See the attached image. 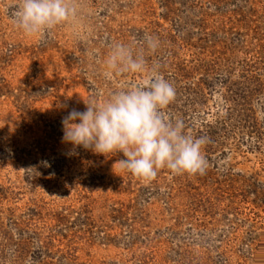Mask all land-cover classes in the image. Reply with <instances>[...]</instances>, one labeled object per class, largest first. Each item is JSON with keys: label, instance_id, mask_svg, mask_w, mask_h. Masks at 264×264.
<instances>
[{"label": "rangeland", "instance_id": "obj_1", "mask_svg": "<svg viewBox=\"0 0 264 264\" xmlns=\"http://www.w3.org/2000/svg\"><path fill=\"white\" fill-rule=\"evenodd\" d=\"M0 264H264V0H0Z\"/></svg>", "mask_w": 264, "mask_h": 264}]
</instances>
